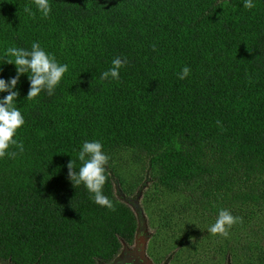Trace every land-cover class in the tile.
<instances>
[{
  "label": "trees",
  "instance_id": "obj_1",
  "mask_svg": "<svg viewBox=\"0 0 264 264\" xmlns=\"http://www.w3.org/2000/svg\"><path fill=\"white\" fill-rule=\"evenodd\" d=\"M253 2L51 0L44 17L34 0H0L3 78L16 75L2 63L11 45L39 42L69 66L52 96L25 99L27 74L17 85L25 151L0 158V264H112L141 226L128 200L138 183L120 170L127 163L153 180L152 194L175 197L158 224L150 219L154 239L163 233L172 250H199L221 208L242 222L217 252H233L246 229L260 237L250 225L264 220V0ZM117 56L127 58L120 79L101 80ZM184 66L191 72L181 80ZM93 139L110 156L103 191L115 210L68 178V163ZM247 246L261 255L246 264H264L262 246Z\"/></svg>",
  "mask_w": 264,
  "mask_h": 264
},
{
  "label": "clouds",
  "instance_id": "obj_2",
  "mask_svg": "<svg viewBox=\"0 0 264 264\" xmlns=\"http://www.w3.org/2000/svg\"><path fill=\"white\" fill-rule=\"evenodd\" d=\"M35 9L48 17L52 12L51 0H34ZM243 7H255L253 0H243ZM25 13L35 17L36 11L30 5L25 6ZM15 66L16 75L7 79L3 78V68L0 67V158L16 156L24 153V141L18 136V129L25 124V116L18 105L20 95L17 85L21 76L27 74L30 88L25 99L33 100L46 91L52 96L56 87L61 83L65 73L69 71L67 63L58 61L55 54L47 51L39 42H33L31 48L15 45L4 48L3 62ZM127 64V58L117 56L111 61V67L100 74V79L105 81L120 79L121 69ZM191 69L184 66L178 73L183 80L190 75ZM219 123V121H217ZM15 147L16 151L9 149ZM77 160L79 164H77ZM110 156L104 151V144L99 139L84 140L80 146L76 159H71L67 165L68 178L77 187L83 185L90 193V198L101 206L115 210L112 201L104 194L107 181V165ZM242 218L234 216L228 209L221 208L214 223L208 231L212 234L229 235V229Z\"/></svg>",
  "mask_w": 264,
  "mask_h": 264
},
{
  "label": "rangeland",
  "instance_id": "obj_3",
  "mask_svg": "<svg viewBox=\"0 0 264 264\" xmlns=\"http://www.w3.org/2000/svg\"><path fill=\"white\" fill-rule=\"evenodd\" d=\"M120 170L130 184L138 183L137 192L130 195L128 200L134 208L139 209L141 226L136 243L132 247L124 248L112 264H229V260L232 264H246V256L261 255V252L256 251V249L250 251L248 246L246 249L244 248L248 241H256L264 250V220L261 221L260 226L258 223L250 225L252 230L253 228L254 230H259L260 237L253 235V233L250 234V230L246 229L248 231L247 236H242L240 241H237L238 243L235 242L233 244V252L231 253L228 250H222L221 252H217V250H220L229 241L238 236L241 230L240 225H233L229 229L227 237L221 234H212L206 230L204 233L206 239H209L210 242L202 241L205 239V235H200L202 244L199 250L191 249L188 252H182L178 242L173 244L175 248L172 250L171 246H166L163 242V233H160V236L155 239L154 236L157 231L156 225L158 224L157 217L159 213L166 209H171L172 202L176 200L175 197L165 192L152 194L148 188L150 184L154 185L153 180L149 176L143 175L141 167L136 164H123ZM115 186L117 191H119L120 184L116 182ZM179 201H181L180 198ZM151 215H153L156 225L150 221ZM187 217L190 216L185 215L184 220L188 219ZM263 217L264 213L262 214ZM175 226H177V223ZM189 233V231H186L185 235ZM193 237L197 239L198 235L193 234ZM214 252L217 253L215 254ZM262 257L264 258V252Z\"/></svg>",
  "mask_w": 264,
  "mask_h": 264
},
{
  "label": "flooded vegetation",
  "instance_id": "obj_4",
  "mask_svg": "<svg viewBox=\"0 0 264 264\" xmlns=\"http://www.w3.org/2000/svg\"><path fill=\"white\" fill-rule=\"evenodd\" d=\"M229 264H230V261H229Z\"/></svg>",
  "mask_w": 264,
  "mask_h": 264
}]
</instances>
